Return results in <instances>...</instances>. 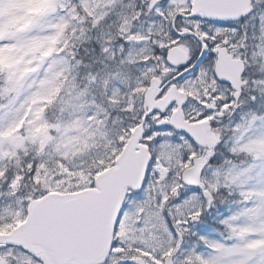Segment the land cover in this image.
Wrapping results in <instances>:
<instances>
[{
  "label": "snow or ice",
  "instance_id": "obj_1",
  "mask_svg": "<svg viewBox=\"0 0 264 264\" xmlns=\"http://www.w3.org/2000/svg\"><path fill=\"white\" fill-rule=\"evenodd\" d=\"M0 264H264V0H0Z\"/></svg>",
  "mask_w": 264,
  "mask_h": 264
}]
</instances>
